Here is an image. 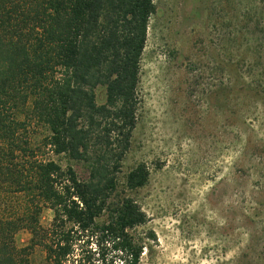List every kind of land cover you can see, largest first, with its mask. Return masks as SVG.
<instances>
[{
  "label": "rangeland",
  "instance_id": "374dc122",
  "mask_svg": "<svg viewBox=\"0 0 264 264\" xmlns=\"http://www.w3.org/2000/svg\"><path fill=\"white\" fill-rule=\"evenodd\" d=\"M154 3L137 124L116 173L118 190L147 216L127 229L141 248L139 264H264V0ZM96 100L105 101L104 88ZM28 113H18L21 139L38 147L39 159L72 164L83 175L80 165L44 145L47 128ZM140 163L149 171L146 184L125 189L126 174ZM3 199L5 217L26 213L24 195ZM52 216L42 206L40 225L49 227ZM93 232L80 234L78 257L122 264L110 238ZM31 237L21 228L16 246ZM45 255L34 248L29 264H47Z\"/></svg>",
  "mask_w": 264,
  "mask_h": 264
},
{
  "label": "trees",
  "instance_id": "16d2710c",
  "mask_svg": "<svg viewBox=\"0 0 264 264\" xmlns=\"http://www.w3.org/2000/svg\"><path fill=\"white\" fill-rule=\"evenodd\" d=\"M155 12L154 0H0V201L10 193L28 200L20 218L5 217L0 203V264H29L36 247L47 264H92L76 244L93 230L110 238L122 264H139L141 248L127 229L147 216L118 190L116 173L137 124L140 61ZM26 108L47 128L44 145L83 175L39 159L38 147L21 139L18 113ZM148 177L146 165H136L125 189ZM42 206L52 210L49 227L39 223ZM103 216L109 220L99 222ZM21 228L32 237L17 247Z\"/></svg>",
  "mask_w": 264,
  "mask_h": 264
}]
</instances>
